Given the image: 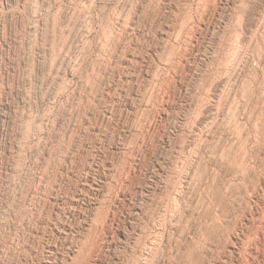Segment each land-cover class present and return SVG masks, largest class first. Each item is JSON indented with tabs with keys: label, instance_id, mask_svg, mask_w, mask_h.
<instances>
[{
	"label": "rangeland",
	"instance_id": "1",
	"mask_svg": "<svg viewBox=\"0 0 264 264\" xmlns=\"http://www.w3.org/2000/svg\"><path fill=\"white\" fill-rule=\"evenodd\" d=\"M263 19L264 0H0V264L253 263Z\"/></svg>",
	"mask_w": 264,
	"mask_h": 264
},
{
	"label": "bare ground",
	"instance_id": "2",
	"mask_svg": "<svg viewBox=\"0 0 264 264\" xmlns=\"http://www.w3.org/2000/svg\"><path fill=\"white\" fill-rule=\"evenodd\" d=\"M192 20H193V19H192ZM263 20H264V19H263ZM261 23H262V21H261ZM238 25H239V24H238ZM257 27H258V26H257ZM261 27H262V26H261ZM256 29H257V28H256ZM256 29H255V30H256ZM260 29H261V28H260ZM258 33H259V32H258ZM239 36H241V35H239ZM263 36H264V35H263ZM237 37H238V36H237ZM239 38H240V37H239ZM250 38H251V37H250ZM262 40H263V39H262ZM243 41H244V40H243ZM177 42H178V41H177ZM241 42H242V41H241ZM262 42H263V41H262ZM262 42H261V43H262ZM240 44H241V43H240ZM253 44H254V43H253ZM171 45H172V43H171ZM244 45H245V44H244ZM239 46H240V45H239ZM248 46H249V45H248ZM261 46H262V45H261ZM174 47H175V46H174ZM174 47H173V49H174ZM262 47H263V46H262ZM238 48H239V47H238ZM244 48H245V47H244ZM262 49H263V48H262ZM232 50H233V49H232ZM232 50H230V51H232ZM177 51H178V50H177ZM177 51H176V53H177ZM238 51H239V50H238ZM232 52H233V51H232ZM228 53H229V52H228ZM228 53H227V54H228ZM172 55H173V54H172ZM232 55H234V53H233ZM241 55H242V54H241ZM261 55H262V54H261ZM263 56H264V55H263ZM263 56H262V57H263ZM232 57H233V56H232ZM234 57H235V56H234ZM230 58H231V57H230ZM241 58H242V57H241ZM263 58H264V57H263ZM228 59H229V58H228ZM229 61H230V60H229ZM229 61H227V62L229 63ZM227 62H226V63H227ZM230 62H231V61H230ZM228 63H227V64H228ZM230 65H231V64H230ZM235 65H236V64H235ZM165 68H166V67H165ZM225 69H226V68H225ZM230 69H231V67H230ZM263 71H264V70H263ZM220 72H221V71H220ZM226 72H227V71H226ZM223 75H224V74H223ZM229 76H231V75H229ZM220 77H221V76H220ZM223 77H224V76H223ZM218 78H219V77H218ZM226 78H227V77H226ZM217 80H218V79H217ZM257 80H258V79H257ZM214 81H216V80H214ZM260 81H261V80H260ZM248 82H249V81H248ZM245 83H246V82H245ZM256 83H257V82H256ZM258 83H259V82H258ZM258 83H257V84H258ZM259 84H260V83H259ZM259 84H258V85H259ZM261 84H262V82H261ZM228 86H229V85H228ZM250 86H251V85H250ZM250 86L248 85V87H250ZM260 86H261V85H260ZM261 87H262V86H261ZM261 87H260V88H261ZM230 88H231V87H230ZM223 89H224V88H223ZM252 89H253V88H252ZM231 90H232V89H231ZM231 90H230V91H231ZM257 90H258V89H257ZM227 91H228V90H227ZM252 91H253V90H252ZM262 91H263V90H262ZM228 92H229V91H228ZM235 92H236V91H235ZM245 92H246V91H245ZM250 92H251V90H250ZM232 94H233V93H232ZM252 94H253V92H252ZM254 94H255V93H254ZM247 95H248V94H247ZM241 96H242V95H241ZM245 96H246V95H245ZM232 97H233V96H232ZM235 97H237V96H235ZM220 98H221V97H220ZM233 98H234V97H233ZM242 98H243V97H242ZM244 98H245V97H244ZM220 100H221V99H220ZM240 100H241V99H240ZM247 100H248V99H247ZM231 103H232V102H231ZM231 103H230V104H231ZM211 104H212V103H211ZM235 104H236V103H235ZM239 104H240V103H239ZM232 105H233V104H232ZM242 105H243V104H242ZM263 105H264V104H263ZM235 106H236V105H235ZM237 106H238V102H237ZM259 106H260V105H259ZM235 108H236V107H235ZM257 108H258V107H256V109H257ZM252 110H253V109H252ZM233 111H234V110H233ZM234 112H235V111H234ZM240 112H241V111H240ZM249 112H250V111H249ZM251 112H252V111H251ZM231 113H233V112H231ZM231 113H230V114H231ZM233 114H234V113H233ZM257 114H258V113H257ZM236 116H237V114H236ZM242 116H243V115H242ZM242 116H240V117H242ZM229 117H230V116H229ZM232 117H233V115H232ZM258 117H259V116H258ZM235 118H236V117H235ZM214 121H215V120H214ZM229 121H230V120H229ZM231 121H232V119H231ZM233 121H234V119H233ZM235 121H236V120H235ZM239 121H240V120H239ZM238 123H239V122H238ZM245 123H246V122H245ZM245 123H244V124H245ZM235 124H237V123H235ZM241 125H242V124H241ZM255 125H256V124H255ZM258 125H259V124H258ZM211 126H212V125H211ZM233 127H234V126H233ZM240 127H241V126H240ZM254 127H255V126H254ZM200 128H201V127H200ZM244 129H245V128H244ZM251 129H252V128H251ZM251 129H250V130H251ZM233 130H234V129H233ZM245 131H246V130H245ZM240 132H241V131H240ZM242 133H243V132H242ZM242 133H241V134H242ZM201 134H202V132H201ZM248 134H249V133H248ZM249 135H250V134H249ZM249 135H248V136H249ZM200 136H201V135H200ZM229 136H230V135H229ZM256 136H257V135H256ZM246 137H247V136H246ZM240 138H241V137H240ZM244 138H245V137H244ZM249 138H250V137H249ZM259 138H260V137H259ZM259 138H258V139H259ZM254 139H255V138H254ZM262 139H263V138H262ZM246 140H247V139H246ZM256 140H257V139H256ZM241 141H242V140H241ZM227 143H228V142H227ZM240 143H241V142H240ZM242 143H243V142H242ZM260 144H261V143H260ZM195 145H196V144H195ZM241 145H242V144H241ZM243 145H244V144H243ZM256 145H257V144H256ZM253 146H254V145H253ZM191 147H192V146H191ZM234 147H235V146H234ZM234 147H233V148H234ZM245 147H246V146H245ZM263 147H264V146H263ZM220 148H221V147H220ZM249 148H250V147H249ZM255 148H256V147H255ZM258 148H259V147H258ZM230 149H231V147H230ZM244 149H245V148H244ZM263 149H264V148H263ZM236 150L239 151L238 148H237ZM236 150H235V148H234V152H236ZM242 150H243V149H242ZM242 150H241V151H242ZM251 150H252V149H251ZM232 151H233V150L231 149V152H232ZM241 151H240V152H241ZM244 151H245V150H244ZM246 151H247V150H246ZM242 152H243V151H242ZM247 152H249V151H247ZM224 153H225V152H224ZM236 153L238 154L239 152H236ZM236 153H233V152H232V154H236ZM244 153H246V152H244ZM250 153H251V152H249L248 154H250ZM187 154H189V153H187ZM230 154H231V153H230ZM242 154H243V153H242ZM246 154H247V153H246ZM259 154H260V153H259ZM219 155H220V154H219ZM239 155H240V154H239ZM239 155H238V156H239ZM243 155H244V154H243ZM243 155H241V160H242V158L244 159ZM251 155H254V154H251ZM179 156H180V155H179ZM216 156H217V155H216ZM233 156H234V155H233ZM236 156H237V155H236ZM244 156L246 157L247 155H244ZM248 157H250V156H247V157H246V160L249 159ZM252 157H253V156H252ZM255 157H256V156H255ZM187 158H188V157H187ZM219 158H220V157H219ZM232 158H233V157H231V159H232ZM236 158H237V157H236ZM236 158L234 157V158H233L234 160L232 159L233 162H234L233 165L235 164V159H236ZM263 158H264V157H263ZM192 159H193V158H192ZM183 160H184V159H183ZM215 160H216V159H215ZM229 160H230V159H229ZM232 160H231V161H232ZM237 160H239V159H237ZM246 160L244 159V161H246ZM258 160H259V159H258ZM185 161H186V160H185ZM219 161H220V160H219ZM221 161H222V160H221ZM231 161H230V162H231ZM216 162H217V161H216ZM236 162H237V161H236ZM238 162H239V161H238ZM240 162H243V161H240ZM253 162H254V161H253ZM256 162H257V161H256ZM259 162H260V161H259ZM175 163H176V162H175ZM220 163H221V162H220ZM214 164H215V162H214ZM231 164H232V163H231ZM237 164L240 166L239 163H236V165H237ZM176 165H177V164H176ZM187 165H188V164H187ZM216 165H217V164H216ZM225 165H226V164H225ZM241 165H242V164H241ZM243 165H244V164H243ZM178 166H179V165H178ZM239 166H236V167H239ZM254 166H255V165H254ZM236 167H235V169H236ZM249 167H250V165H249ZM252 167H253V166H252ZM226 168H227V167H226ZM241 168H242V166H241ZM161 169H162V168H161ZM172 169H173V168H172ZM182 169H183V168H182ZM214 169H215V168H214ZM242 169H243V168H242ZM253 169H254V168H253ZM175 170H176V169H175ZM230 171H232V170H230ZM236 171H238V170H236ZM214 172H215V171H214ZM225 172H226V171H225ZM177 173H178V172H177ZM230 173H231V172H230ZM173 174H174V173H173ZM173 174H172V175H173ZM187 174H188V173H187ZM214 174H216V173H214ZM242 174H243V173H242ZM245 174H246V173H245ZM169 175H170V174H169ZM180 175H181V174H180ZM216 175H217V174H216ZM236 175H237V174H236ZM238 175H239V174H238ZM170 176H171V175H170ZM217 176H218V175H217ZM171 177H172V176H171ZM213 177H214V176H213ZM220 178H221V177H220ZM230 178H231V177H230ZM234 179H235V178H234ZM219 180H220V179H219ZM241 180H242V179H241ZM255 180H256V179H255ZM214 181H215V180H214ZM224 182H225V181H224ZM240 182H241V181H240ZM229 183H230V182H229ZM229 183H228V184H229ZM234 183H235V182H234ZM234 183H233V184H234ZM236 183H237V182H236ZM242 183H243V182H242ZM228 184H227V185H228ZM175 185H176V184H175ZM229 185H230V184H229ZM255 185H256V184H255ZM173 186H174V185H173ZM204 186H205V185H204ZM204 186H203V187H204ZM236 186H237V185H236ZM171 187H172V186H171ZM175 187H176V186H175ZM228 187H229V186H228ZM95 188H96V187H95ZM239 188H240V187H239ZM218 189H219V188H218ZM173 190H174V189H173ZM225 190H226V189H225ZM231 190H232V189H231ZM233 190H234V189H233ZM234 191H235V190H234ZM236 191H237V190H236ZM173 192H174V191H173ZM175 192H176V191H175ZM217 192H218V191H217ZM245 192H246V191H245ZM244 194H245V193H244ZM262 194H263V193H262ZM231 195H232V194H231ZM218 196H219V195H218ZM221 196H222V195H221ZM168 197H169V196H168ZM175 197H176V196H175ZM223 198H224V197H223ZM223 198H222V199H223ZM175 199H176V198H175ZM222 199H221V200H222ZM219 200H220V198H219ZM252 200H253V199H252ZM262 200H263V199H262ZM166 201H167V200H166ZM169 201H170V200H169ZM174 201H175V200H174ZM256 202H257V201H256ZM261 203H262V202H261ZM161 204H162V203H161ZM174 204H175V203H174ZM219 204H220V203H219ZM255 204H256V203H255ZM258 204H259V203H258ZM169 205H170V204H169ZM262 205H263V204H262ZM208 206H209V205H208ZM216 207H217V206H216ZM221 208H222V207H221ZM253 208H254V207H253ZM261 208H262V207H261ZM165 209H167V208H165ZM170 209H171V208H170ZM223 209H224V208H223ZM231 209H232V208H231ZM172 210H173V209H172ZM172 210H171V211H172ZM229 210H230V209H229ZM250 210H251V209H250ZM134 211H135V210H134ZM197 211H198V210H197ZM205 211H206V210H205ZM261 211H262V210H261ZM238 212H239V211H238ZM244 212H245V211H244ZM263 212H264V208H263ZM166 213H167V212H166ZM166 213H165V214H166ZM176 213H177V211H176ZM262 214H263V213H261V216H263ZM161 215H162V213H161ZM169 215H170V214H169ZM177 215H178V214H177ZM198 216H199V215H198ZM217 216H218V215H217ZM165 217H166V216H165ZM223 217H224V216H223ZM236 217H237V216H236ZM255 217H256V216H255ZM216 218H217V217H216ZM261 218H264V216L261 217ZM173 219H174V218H173ZM165 220H166V219H165ZM215 220H217V219H215ZM260 221H262V220H260ZM263 221H264V220H263ZM263 221H262V222H263ZM165 222H166V221H165ZM174 222H175V221H174ZM216 222H217V221H216ZM246 222H247V221H246ZM255 222H256V221H255ZM162 223H163V222H162ZM168 223H169V222H168ZM263 223H264V222H263ZM215 224H216V223H215ZM222 224H223V223H222ZM222 224H221V225H222ZM252 225H253V223H252ZM258 225H259V224L257 223V226H258ZM222 226H223V225H222ZM226 226H227V225H226ZM223 227H224V226H223ZM246 227H247V226H246ZM166 228H167V227H166ZM230 228H231V227H230ZM251 228H252V227H251ZM257 228H258V229L255 231L254 234L251 232V233L253 234V236L250 237L251 233H248V234L245 233V235H246V234L249 235V236L246 237V239L243 238V237H241V235H240L241 238L239 237V238L241 239V241H242V240L244 241V243H243V244H245L244 246H245L247 249H248V248L251 249V250L249 251L248 255H249L250 259L255 260V261L258 259L259 256L264 255V226H259V227H257ZM232 229H234V228H232ZM235 229H236V228H235ZM141 230H142V229H141ZM193 230H194V229H193ZM225 230H226V228H225ZM225 230H224V231H225ZM254 230H255V229H254ZM211 231H212V230H211ZM252 231H253V230H252ZM242 232H243V230H242ZM223 233H224V232H223ZM235 233H236V232H235ZM240 233H241V232H240ZM168 234H169V233H168ZM242 235H243V234H242ZM139 237H140V236H139ZM151 238H152V237H151ZM244 239H245V240H244ZM212 240H213V239H212ZM241 241H240V242H241ZM216 243H217V242H216ZM237 243H239V242H237ZM150 244L152 245L153 243L150 242ZM231 244H232V243H231ZM234 244H235V243H234ZM239 244H240V243H239ZM144 246H145V245H144ZM148 246H149V245H148ZM154 246H156V245H154ZM244 246H242V248H244ZM223 248H224V247H223ZM236 248H237V247H236ZM246 248H245V253L248 252V251L246 250ZM139 249H141V248H139ZM146 249H147V248H146ZM150 249H151V248H150ZM169 249H170V248H169ZM86 250H87V249H86ZM141 250H142V249H141ZM237 250H238V249H237ZM239 250H240V248H239ZM242 250H243V249H242ZM169 251H170V250H169ZM246 251H247V252H246ZM145 252H146V251H145ZM223 252H224V251H223ZM239 252H241V251H239ZM239 252H238V253H239ZM242 252H243V251H242ZM233 253H234V252H233ZM245 253L243 254V255H244L243 257H245ZM80 254H81V253H80ZM231 254H232V253H231ZM239 254H240V253H239ZM89 255H90V254H89ZM241 255H242V253H241ZM156 256H157V255H156ZM169 256H170V255H169ZM234 257H235V256H234ZM238 257H239V256H238ZM238 257H237V258H238ZM246 258H248V257H246ZM246 258H245V259H246ZM77 259H78V258H77ZM77 259H76V260H77ZM140 259H141V258H140ZM150 259H151V258H150ZM159 259H160V258H159ZM230 259H231V258H230ZM234 259H235V258H234ZM250 259H249V260H250ZM263 259H264V256H263ZM249 260H248V261H249ZM74 261H75V260H74ZM138 261H139V260H138ZM138 261H137V262H138ZM150 261H151V260H150ZM235 261H236V260H235ZM245 261H246V260H245ZM255 261H254V262L252 261L253 263H251V264H258L259 260H258V262H255ZM75 262H76V261H75ZM172 262H173V261H172ZM175 262H176V261H175ZM212 262H213V261H212ZM250 262H251V261H250ZM63 263H64V262H63ZM79 263H80V262H79ZM225 263H226V262H225ZM227 263H228V262H227ZM246 263H248V262H246ZM246 263H244V264H246ZM260 263H261V261H260ZM147 264H148V263H147ZM215 264H216V263H215ZM231 264H232V263H231ZM240 264H241V263H240Z\"/></svg>",
	"mask_w": 264,
	"mask_h": 264
}]
</instances>
